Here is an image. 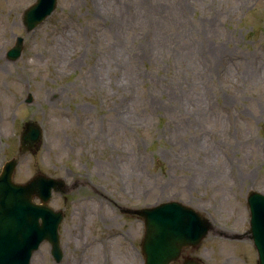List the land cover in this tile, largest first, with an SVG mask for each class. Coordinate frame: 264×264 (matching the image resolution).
Returning a JSON list of instances; mask_svg holds the SVG:
<instances>
[{
  "label": "rangeland",
  "instance_id": "374dc122",
  "mask_svg": "<svg viewBox=\"0 0 264 264\" xmlns=\"http://www.w3.org/2000/svg\"><path fill=\"white\" fill-rule=\"evenodd\" d=\"M35 1L0 0V172L34 120L43 137L14 180L43 173L68 191L49 201L64 211L61 261L43 241L31 264H144V220L125 211L172 200L213 223L183 256L257 264L264 0H58L29 31Z\"/></svg>",
  "mask_w": 264,
  "mask_h": 264
},
{
  "label": "water",
  "instance_id": "95a60500",
  "mask_svg": "<svg viewBox=\"0 0 264 264\" xmlns=\"http://www.w3.org/2000/svg\"><path fill=\"white\" fill-rule=\"evenodd\" d=\"M57 0H36L23 13L27 30L34 29L56 8ZM23 37L8 50L15 60L22 51ZM30 95L26 102H32ZM43 137L42 126L27 120L20 134V154L8 160L0 173V264H31L33 253L47 240L56 261H61L63 250L59 226L64 218L62 210L48 205L53 191L66 193L63 178L43 173L29 181H14L20 156L32 150ZM38 198L39 201H35ZM250 209V238L258 253V264H264V193L251 190L247 196ZM127 212L144 220L142 251L145 264H171L180 258L185 247H197L213 228L212 221L199 210L183 202L172 200ZM183 264H204L198 258L185 257Z\"/></svg>",
  "mask_w": 264,
  "mask_h": 264
},
{
  "label": "bare ground",
  "instance_id": "6f19581e",
  "mask_svg": "<svg viewBox=\"0 0 264 264\" xmlns=\"http://www.w3.org/2000/svg\"><path fill=\"white\" fill-rule=\"evenodd\" d=\"M0 60H2V57L0 56Z\"/></svg>",
  "mask_w": 264,
  "mask_h": 264
}]
</instances>
